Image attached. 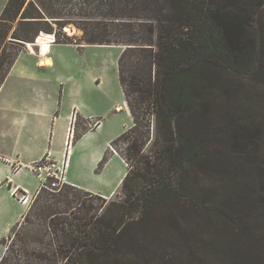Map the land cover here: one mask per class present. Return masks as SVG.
<instances>
[{"label": "trees", "instance_id": "16d2710c", "mask_svg": "<svg viewBox=\"0 0 264 264\" xmlns=\"http://www.w3.org/2000/svg\"><path fill=\"white\" fill-rule=\"evenodd\" d=\"M76 1L8 0L0 16V49L10 30L7 23L22 8L12 33L21 47L35 42L43 31L55 33L56 42L73 43L65 31L69 24L83 29L79 40L87 44L121 46L118 74L134 122L118 139H127L126 158L132 169L122 181V201L112 202L116 207L100 214L89 213L94 207L87 201L92 193L78 201L69 198L79 186L45 190L51 197L60 194L67 198L66 208L56 207L46 215H52L48 229L64 235V240L57 236L63 241H54V254L41 252L20 264H151L124 249L135 250L130 241L134 226L144 223L157 200L175 192L177 171L205 157L200 124L196 126L192 119L204 126L217 118L219 110L225 112V89L219 90L221 99L216 91L222 76L232 70L253 73L258 62L260 67L264 65L260 57L264 54V22L256 19L264 10V0ZM3 67L1 63L0 73ZM10 67L0 74V87ZM225 116L236 119L232 110ZM142 125L145 129L139 132ZM135 131L137 136H132ZM152 134L157 149L148 154L142 147ZM24 219L26 224L30 222L28 215Z\"/></svg>", "mask_w": 264, "mask_h": 264}, {"label": "rangeland", "instance_id": "374dc122", "mask_svg": "<svg viewBox=\"0 0 264 264\" xmlns=\"http://www.w3.org/2000/svg\"><path fill=\"white\" fill-rule=\"evenodd\" d=\"M7 2L0 0V12ZM12 9L15 10L14 6ZM22 13L23 8L12 23H7L10 30L0 49V64L4 63V72L0 74L4 75L11 62L26 48V44L21 47L12 37ZM256 19L264 22V10ZM3 29L6 28L3 26ZM65 31L73 38L74 44H87L79 40L84 31L75 24L65 26ZM41 33L31 43L34 44L32 48L36 49ZM51 35L56 42L58 37L55 33ZM46 36L43 35L42 39H48ZM78 40L80 42L76 43ZM88 45L84 46L88 47L84 50L64 48L63 52L74 62L79 61L89 89L95 87L92 93L95 97L102 99L105 105L124 104L121 109H116L110 122H107L108 129L118 136L111 139L103 162L113 154L120 155L126 162L128 173L132 168L126 158L127 139L118 137L133 126L134 119L126 107V97L118 74L122 47L117 44ZM260 57L264 58V54ZM221 89H225L224 97L228 100L225 112L219 110L215 115L217 118L206 121L204 126L192 117L195 118L192 119L195 125L200 124L201 127L205 157L190 164L185 172L177 171L179 174L175 180V192L167 199L157 200L144 223L134 226L136 229H133L130 241H134L135 250L132 252L128 248V251L124 249L128 254L136 255L139 259L145 258L151 264H264V65L260 67L258 62L253 73H237L232 70V74L222 76L221 84L217 87L219 99L223 97L219 91ZM227 110H232L236 119L225 116ZM147 121L148 118L142 123L146 124ZM78 125L80 130L76 137L94 126L81 118L77 120ZM144 129L142 125L139 132ZM131 135L137 136V132ZM156 140L152 134L142 148L148 154L152 153L157 149ZM175 174H172L173 180ZM38 190L26 202L24 217L28 215L30 222L26 224L23 217L9 238L3 240V264L34 260L36 254L41 252L52 255L56 243L64 240V235L60 236L48 229L47 223L52 215L48 218L46 215L56 207L66 208L67 198L60 194L51 197L45 193V190L52 191L49 189ZM122 190L121 184L114 194L104 197L77 187L69 194V198L78 201L79 197L85 198L86 193H92V197L87 198L88 203L94 206L89 213L97 211L100 214L114 209L116 205L112 202L122 201ZM245 191L252 192V195H246ZM74 193H78L77 197ZM75 204L67 213L69 217L72 216L69 213ZM59 215L62 214L59 212ZM24 233L26 238L22 239ZM57 236L63 240H58Z\"/></svg>", "mask_w": 264, "mask_h": 264}, {"label": "crops", "instance_id": "0c3cea01", "mask_svg": "<svg viewBox=\"0 0 264 264\" xmlns=\"http://www.w3.org/2000/svg\"><path fill=\"white\" fill-rule=\"evenodd\" d=\"M46 34L49 50L41 51L42 34L36 49L26 43L0 87V259L3 240L26 213L20 195L27 192L30 197L41 186L30 165L44 155L50 153L56 161L68 158L67 181L104 197L118 190L127 173L120 155L103 162L111 139L118 136L107 122L124 104L105 105L95 97V87L89 89L79 61L63 52L84 50L88 44L54 42V36ZM80 118L94 126L76 137Z\"/></svg>", "mask_w": 264, "mask_h": 264}, {"label": "built area", "instance_id": "2783aa9c", "mask_svg": "<svg viewBox=\"0 0 264 264\" xmlns=\"http://www.w3.org/2000/svg\"><path fill=\"white\" fill-rule=\"evenodd\" d=\"M69 167V160L56 161L50 158V153L44 155L40 160L30 165V171L37 176L41 181L39 189L59 190L62 189L69 182L67 181V172ZM39 191V190H38ZM19 193L18 189L15 193ZM20 198L29 202L27 192L22 193Z\"/></svg>", "mask_w": 264, "mask_h": 264}, {"label": "bare ground", "instance_id": "6f19581e", "mask_svg": "<svg viewBox=\"0 0 264 264\" xmlns=\"http://www.w3.org/2000/svg\"><path fill=\"white\" fill-rule=\"evenodd\" d=\"M42 34V36L44 35V36H46L47 34L46 33H44V32H42L41 33ZM48 36V35H47ZM46 36V37H47ZM48 39H46V38H44V39H42V41H41V45H42V53H45L46 51H48L49 50V45H48ZM46 62V61H45ZM44 63V62H43ZM47 63L50 65L51 64V60H49V61H47Z\"/></svg>", "mask_w": 264, "mask_h": 264}]
</instances>
